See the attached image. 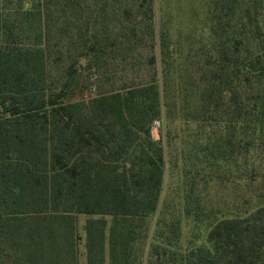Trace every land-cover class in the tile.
Wrapping results in <instances>:
<instances>
[{"label": "trees", "instance_id": "16d2710c", "mask_svg": "<svg viewBox=\"0 0 264 264\" xmlns=\"http://www.w3.org/2000/svg\"><path fill=\"white\" fill-rule=\"evenodd\" d=\"M81 240L264 264V0H0V264Z\"/></svg>", "mask_w": 264, "mask_h": 264}, {"label": "rangeland", "instance_id": "374dc122", "mask_svg": "<svg viewBox=\"0 0 264 264\" xmlns=\"http://www.w3.org/2000/svg\"><path fill=\"white\" fill-rule=\"evenodd\" d=\"M90 91V90H89ZM89 91L87 90L86 91V94H88L89 93ZM90 92H93V90L92 91H90ZM78 96H80V94H78ZM78 96H76V97H78ZM156 121H158V120H156ZM159 122V121H158ZM153 125V127H154V130H153V132H154V134L155 135H157V132H158V129L160 128V125L158 124V125H154V124H152ZM78 218H79V226L82 224V221H83V216H78ZM78 253H79V258H78V260H79V264H86V261H85V255H84V246H83V241L81 240V242L79 243V245H78Z\"/></svg>", "mask_w": 264, "mask_h": 264}, {"label": "built area", "instance_id": "2783aa9c", "mask_svg": "<svg viewBox=\"0 0 264 264\" xmlns=\"http://www.w3.org/2000/svg\"><path fill=\"white\" fill-rule=\"evenodd\" d=\"M153 124H154V125H158L159 122L155 120V121L153 122Z\"/></svg>", "mask_w": 264, "mask_h": 264}]
</instances>
